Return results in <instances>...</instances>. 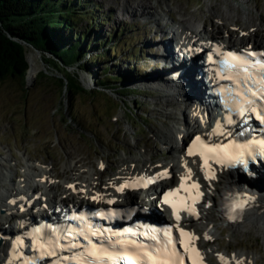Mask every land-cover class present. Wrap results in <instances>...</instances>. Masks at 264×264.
Here are the masks:
<instances>
[{
    "label": "rangeland",
    "instance_id": "374dc122",
    "mask_svg": "<svg viewBox=\"0 0 264 264\" xmlns=\"http://www.w3.org/2000/svg\"><path fill=\"white\" fill-rule=\"evenodd\" d=\"M129 1L137 4L136 0ZM129 1L89 0L88 9L93 10L89 18L96 20L91 22L86 18L78 25L91 31L93 45L106 43L107 46L90 51L86 60L103 50L107 53H103L101 63L96 61L88 70L69 67L80 73L89 90L96 89L97 78H105L104 69L108 68L107 75L118 77L111 83L117 92L100 88L70 96L54 79L29 78L25 87L14 79L0 81V191L10 184L9 178L19 181L18 174L27 175L31 172L29 166L40 167L42 163L54 164V171L62 178L76 171L85 177L89 173L103 172V179L107 181L115 170L127 165L123 162L134 164L135 158L143 161L144 156L154 164L169 159L176 144L170 145L164 136L172 125L184 123V107L178 101L185 102L189 98L179 95L173 86L164 87V79L171 76L174 69L178 70L169 67L166 59L165 48L169 43L165 41L171 34L168 25L174 29L179 26L176 23L180 19L188 17L189 24L198 33L206 25L211 30L207 32L213 30L219 31L215 32L217 34L242 37L241 29L234 30L232 25L240 27L244 23L246 29L252 26L250 28L258 30L255 35L245 30L250 32V40L259 38L264 42V0H159L161 8L152 15L158 17V22L149 20V16H132L123 10V5L128 6ZM144 1L156 3L158 0ZM28 51L34 53L31 49ZM37 61L41 68L43 64L38 56ZM49 72L60 74L54 69ZM176 79L179 85L186 80L183 76H176ZM178 104L179 110L176 109ZM72 105L80 112H72ZM6 174L8 180L4 179ZM229 177V174L222 176L216 199L209 197L216 201L214 212H206L215 216L212 221L218 226L216 242L224 249L253 253L257 256V264H264V240L260 232L243 222H239L245 225L241 228L228 225L223 219L221 206L226 197H233L250 180L232 192L228 184L237 183L235 177L231 179L233 183L228 182ZM255 179L254 183L264 181L260 177ZM42 188L40 186L37 191H43ZM263 196L264 193L259 197Z\"/></svg>",
    "mask_w": 264,
    "mask_h": 264
},
{
    "label": "bare ground",
    "instance_id": "6f19581e",
    "mask_svg": "<svg viewBox=\"0 0 264 264\" xmlns=\"http://www.w3.org/2000/svg\"><path fill=\"white\" fill-rule=\"evenodd\" d=\"M129 1V0H128ZM115 2V0H114ZM130 4L128 5L131 8H128L127 5H123V10H127L129 14L132 16H149L151 17L149 20H156V22L159 21L158 17H152V15L156 14L157 11H159L161 8L160 6V1L158 0L156 3H153L151 1H144V0H136L135 2L137 3L136 5L132 4L131 1H129ZM147 3L149 5L147 6ZM127 4V3H126ZM154 4V5H153ZM162 4V3H161ZM150 8V9H148ZM164 8V7H163ZM165 10V9H164ZM170 10V9H169ZM168 11V9H167ZM163 12V11H162ZM160 11V13H162ZM170 12V11H169ZM171 14V13H170ZM251 16V15H250ZM224 17L227 18V16L224 14ZM185 21H187L185 23ZM180 23L182 27L184 28L182 36L179 38L174 36V40L176 41V45L179 43H182L184 47L188 48L191 52L195 53L197 55V51L195 52L194 48L195 47V42L194 39L198 43H205L207 39H216V40H221L225 42H232L231 38H226L221 34H217L215 32H207V30L201 31L200 37H197V33H195L194 28L191 26L190 19L188 17H183L180 19ZM186 24H188V27H186ZM244 23L240 24V27H242ZM249 28L252 26H248ZM180 28V27H179ZM254 28V27H253ZM246 30L245 28H243ZM192 30L190 34H188V31ZM258 32V31H257ZM193 34V35H191ZM244 41V40H243ZM167 56L170 57V63H173V65H169V67H177L178 65L180 68L183 66H187L184 72L181 74H172L169 77H166L163 82H165L164 87L167 85L168 87H174L175 90L179 93V95H183L185 97H188V101L190 100L191 102L194 101L197 98L198 103H206L208 102L207 100L209 99V94L207 95V90L205 91L203 88V85L206 86L205 89L208 88V86L204 82V78H201L199 75L198 71V65L195 63H190L188 66V62L180 63L178 65H175L174 62V51L168 50L166 52ZM29 59H30V77H33L36 75V73L39 70V64L37 61V55L35 53H30L29 54ZM195 67L196 69L198 68L196 75L199 77V81L197 77L193 76V70L192 68ZM178 68V69H180ZM177 77L182 76L186 79L184 83L181 85L177 84ZM202 81V82H200ZM182 82V81H180ZM211 94V93H210ZM180 99V98H179ZM175 101V100H174ZM184 101H178L182 105ZM179 104L176 106V109L179 110L178 108ZM192 113V118L187 119L184 118V123H180L179 126H174L172 125L171 128H169V132L164 136L166 138V141L171 145L173 143H177L179 136H186L188 133H191V128H196L199 125V120L202 118V116L198 113V110H191ZM161 133V131H158ZM184 153L181 152L177 157L172 158L170 161L164 162L163 165L159 169L163 168H171V170H175L176 168L180 170V173L183 175H189L188 169L193 170V172H197L198 170V164L196 162L195 158H185ZM175 156V155H174ZM134 164L131 166H126L122 167L120 171L116 174L118 176H115L114 178L111 179L110 185H107L103 181L99 180V178H96L95 175L98 173H93V176H88L86 179H80V176H75L71 178L69 181H64V184L61 185L60 183H52V179L54 178V170L52 168L48 167H42V168H35V166H29L28 168L31 170H36L34 172V176L37 178L39 177V180L33 184L29 183L27 179H23L20 182H14L12 187H6L5 185L3 186L4 190L0 191V228L4 229L5 232L9 230L8 227H5L7 223H12L15 219L19 220V224H22L24 221L20 218V209H18V206H21L22 203L25 202L24 196L27 195L28 199L30 198H35L34 204L38 202L37 194L40 193V197L44 198V200H48L54 208H58L60 206L66 205L67 202L69 201H80L84 202L85 200L89 199L92 197L94 200H97L98 198H103L104 195L108 196L110 193L114 192L113 188L116 189V187L122 182V179L129 177L130 175L133 176L137 172L140 173L142 171H149L153 168L157 169L151 164H148L146 161L142 164V162L138 159L134 160ZM188 163V164H187ZM187 165V167L185 166ZM191 166V167H190ZM29 173V172H28ZM192 173V172H191ZM17 174V173H16ZM25 174V173H24ZM27 174V173H26ZM230 175L228 182L231 181L235 177L236 180V185L234 184H228V188L232 190V192H235L238 188V186L241 187V185L248 180V178H241V175L238 173L232 174L231 172H228ZM264 173L256 176L255 178H264ZM8 175H4V179H8ZM253 178V177H252ZM12 179V178H11ZM37 180V179H35ZM77 182L75 185V188H80L84 187L82 191H80L76 196L71 195V191L74 190L71 186L72 183ZM233 183V181H231ZM42 186L45 191H37L39 187ZM59 186H62L61 190V195H57V191L59 190ZM2 187V186H1ZM86 190V191H84ZM155 190V189H154ZM142 192V191H141ZM155 192H153L154 194ZM238 191L235 193L237 194ZM152 194V195H153ZM234 194V196H235ZM233 196V197H234ZM141 199V201L145 204L148 205L150 208L155 207L158 205L159 197L156 199L151 198V194L146 193H134L129 196L130 200H133L135 198ZM231 197V198H233ZM91 198V199H92ZM209 199V198H208ZM225 199H223L224 201ZM42 199L40 200V202ZM231 201L230 198L226 197V200L224 201L223 205L221 206V213H223L224 207L227 206V204ZM252 205L248 210L245 211V215L243 217V220L240 222L246 223L248 225H252L255 227L260 234L263 237L264 240V196L258 197V199L255 202L251 203ZM4 210V211H2ZM32 212H30L31 214ZM187 223L188 224H195L197 221L193 220L191 217H187ZM213 217L211 216V213H206L205 212V218H201L198 222L203 223V228H204V223L207 221H211L212 223ZM237 228L245 227L244 224H240L239 222L235 224ZM198 229V228H196ZM211 236V241H215L217 239V234L214 231H209L208 232ZM7 245L8 242L5 241L4 244L0 247V264H9V262H13V264H19V262L13 258L8 259V252H7ZM219 247L213 248V252L219 251ZM232 260L233 262H230L229 264H235L237 260H245L246 264H256V258L254 255H250L248 253H245L243 251H236L232 254ZM8 259V260H7Z\"/></svg>",
    "mask_w": 264,
    "mask_h": 264
},
{
    "label": "trees",
    "instance_id": "16d2710c",
    "mask_svg": "<svg viewBox=\"0 0 264 264\" xmlns=\"http://www.w3.org/2000/svg\"><path fill=\"white\" fill-rule=\"evenodd\" d=\"M88 2L89 0H0V81L14 79L22 82L24 87L27 86V43L42 51L49 71L54 69L65 75L70 96L88 94L89 91L94 92L100 88L117 92L111 83L118 77L107 75L108 68L104 69L105 78L98 77L96 89L91 90L85 89L80 83L78 73L69 70V67L74 66L83 71L88 70L96 61L101 63L103 53H107L103 50L92 56L93 59L86 60L90 51L107 46L106 43L93 45L91 31L78 25L79 21L89 18L93 12L88 9ZM89 19L91 22L96 20ZM52 79H56L60 86L65 85L63 78H56L50 72L40 71L37 75L38 81ZM74 106H71V111L80 112Z\"/></svg>",
    "mask_w": 264,
    "mask_h": 264
},
{
    "label": "snow or ice",
    "instance_id": "6c2138e0",
    "mask_svg": "<svg viewBox=\"0 0 264 264\" xmlns=\"http://www.w3.org/2000/svg\"><path fill=\"white\" fill-rule=\"evenodd\" d=\"M237 61L241 62V66L247 71V61L244 57L240 55L233 54ZM252 55H256L253 53ZM261 84L264 85V77L261 79ZM256 94H253V98H249L247 93L242 92L241 96L244 98V103L237 106L238 114L241 116L245 115V109L249 112H255L257 117L264 122V108H257L256 99L254 98ZM259 99L264 100V87L259 90ZM250 106V107H248ZM228 124H233L231 116L228 117ZM223 126L218 125L217 129L214 130L212 135H224L225 132L222 130ZM244 131H251L250 129L243 130L237 133V136H242ZM231 135V132H228ZM260 149L264 152V139L256 140H237L232 139L228 143L222 142H212L205 140L201 136H196L193 140L191 146L188 149L189 155H199L203 158L205 170L208 171L211 167L210 161L220 165L221 167L235 168L240 166L241 168L247 170L249 161L256 158V149ZM187 167V165H185ZM189 174L192 170L188 169ZM209 179H213L214 176L209 173ZM154 182V181H153ZM127 186V185H126ZM181 188H184V184H181ZM192 189L197 193L199 192L200 185L195 183L192 185ZM123 191V188L120 189ZM189 191V189H185ZM180 189H175L174 191H169L164 195V202L170 204L173 209L176 210V220L181 219L180 209L184 206V201L188 199L186 196H179L177 194ZM202 196L193 195L191 200L193 204ZM179 200V203L177 202ZM253 198L245 196L241 200L234 201L230 206L229 218L236 220L242 216L243 210L248 206ZM191 211V210H190ZM172 227L153 230L151 233L145 232L144 235L149 239L156 241L157 243L153 245L152 248L146 247L144 244H137L134 240H123L119 239L115 243L119 244L125 249V252L121 254L118 250H110L102 245H97L96 243L89 240V245L86 248V252L83 254L77 253L74 257H59L58 252H62L66 245L59 244V238L53 239L48 242L46 239L42 241L39 233H34V239L37 240L36 247L39 249L42 258L47 257H57L63 260H74L75 264H121V261L127 259L128 264H184L185 256L190 258L191 264H203V257L199 250L193 245V240L197 239L193 234L187 233L183 228H179L180 238H177L172 231ZM88 232L91 235H99V229H93L91 226L86 225ZM71 235V233H69ZM119 235V234H118ZM85 239H89L88 235H85ZM22 243L21 240H17V246ZM177 243L183 245V252H181L177 247ZM72 248L84 247L78 244H71ZM17 249H13L14 258ZM221 259H225L221 257ZM13 264V262H9ZM24 264H37L35 258H28L24 260ZM237 264H242L238 261Z\"/></svg>",
    "mask_w": 264,
    "mask_h": 264
},
{
    "label": "water",
    "instance_id": "95a60500",
    "mask_svg": "<svg viewBox=\"0 0 264 264\" xmlns=\"http://www.w3.org/2000/svg\"><path fill=\"white\" fill-rule=\"evenodd\" d=\"M26 44V50H27V53H26V56H27V61H28V65H29V67H28V76H27V79H33V80H35L36 78H37V75H38V73L40 72V71H44V72H47V73H49V70H48V67H47V65H46V63H45V60H44V58H43V54H42V51L40 50V49H38V48H36V47H34L33 45H31V44H27V43H25ZM29 49H31L39 58H41V62H42V67L40 68L39 67V70H38V72L36 73V75L35 76H33V77H30V59H29V54L30 53H28L29 51ZM52 75H54L56 78H63L64 79V81H65V85L64 86H62V87H64L65 89H64V91H66L67 93H69L68 92V88H67V84H68V80H67V78L65 77V75L62 73V72H60V74H57V75H55V74H52ZM78 78H79V81H80V83L85 87V89H87V90H89L87 87H86V85L84 84V82L82 81V79H81V76H80V73L78 72ZM56 82H57V80L56 79H54ZM58 83V82H57ZM240 222V221H239ZM236 223H238V222H233L232 224H231V226L232 225H234V224H236Z\"/></svg>",
    "mask_w": 264,
    "mask_h": 264
}]
</instances>
